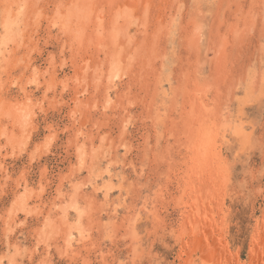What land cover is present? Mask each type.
<instances>
[{"label": "rangeland", "instance_id": "1", "mask_svg": "<svg viewBox=\"0 0 264 264\" xmlns=\"http://www.w3.org/2000/svg\"><path fill=\"white\" fill-rule=\"evenodd\" d=\"M19 1L27 5L23 11L24 15L18 27L15 28L14 42L10 43L0 56V131L6 124L3 113L10 103L27 101L28 105L30 103L28 109L32 117L24 134L26 138L24 151L18 153L10 148L7 149L4 146V140H0V264H10V261H15L16 264H225L227 261L222 260L223 255L233 256V258L230 257L229 264L235 262V256L240 264H264V227L262 229L264 224V0H173L174 2L172 0H131V2H138L137 5L139 4L142 10L145 8L146 15H140L139 18H141H137L135 24L129 26L127 37L129 36L132 41L130 47L134 44L135 48L144 45L143 51L157 58L154 61V64H157L156 72H162V79L165 80L162 89L170 94L167 98L165 97L163 107L157 106L160 113L164 111L165 115L162 114L160 121L154 123L147 117L149 114L147 104L154 94L153 76L149 77L150 75H146L142 68L139 70L135 66L134 70L129 72L130 77L118 83L115 92L111 93L112 106L108 110L104 113L101 107L90 110L92 105L101 103L99 100L102 99L103 94L98 93L100 95L98 96L91 89L92 83H89V80L93 77V73L87 74L85 77L89 80L79 85L76 72L83 60L88 59L94 51L91 49L87 52L88 50L83 49L81 45L76 46L67 34L61 32L60 25L57 26L58 28H51L49 23L59 7L72 0ZM101 1L105 0H96V5L102 3ZM114 1V3L117 2V0ZM118 2L121 1L118 0ZM11 3L12 0H0V23L3 11ZM163 3L164 6H162ZM102 6L106 7V4ZM163 7H166V10ZM158 14L166 16L164 17L166 25L162 23L165 26L163 28L167 27L166 29H159L156 26ZM172 18L174 21L171 20ZM143 40L145 41L142 42ZM159 40H162V43L159 44L161 42ZM137 55L133 58V64L145 58L142 55L143 59L140 58L137 61L139 59L136 58ZM141 75L143 77H140ZM31 79H36L34 84L27 85V81ZM85 85L87 91L82 94ZM76 92L80 93L78 102L75 100ZM190 93L193 94L190 95ZM247 94L250 98L244 100L248 103L245 109L247 115L245 122L252 123L248 125L250 130L246 128L253 133L254 151L248 165L243 169L240 166L236 167L229 179L230 182L228 181L223 192L221 191L225 195L221 211L213 203L214 208L210 207L207 212L209 216L214 212L218 214H213L214 218L210 220L217 221L221 233L214 232L217 228L212 229L211 226L214 224L212 221L209 222L212 223L211 225L206 222L207 228L205 223L200 224L201 228L195 234L197 238H204L216 233L215 237H210L217 241L223 237L228 246L225 248L227 252L220 249L219 244H215L208 250H206L207 246L204 247L206 250L204 253L200 251L199 245H195L196 248L191 247L192 238L191 240L189 237H185V240L182 237L180 239L181 224L185 221L183 207L188 201V197L182 194V188H186V185L188 187L187 181L183 180L187 175L184 173H189L188 158L190 153L192 155V149L197 142L201 143V146H206L208 140L209 143L213 140L224 159L230 160V152L220 143L221 136L216 134V129L213 130L207 126L196 132L192 126L191 129L190 125L186 126L187 121H183L186 117L183 118V116L190 108V103L193 106L199 105L201 108L208 107L209 115L205 117V120L217 128L222 125V122L225 124L232 122L239 105L243 102L242 99H245ZM259 95L262 96L259 100L262 106L260 110L254 105ZM124 98L132 101L131 104L125 105L128 113L122 114L123 120H126L125 118L129 115L130 125L124 136H118L120 135L119 124H117L120 117L119 109L124 104ZM159 101L158 99L157 102ZM154 124H159L158 128ZM79 129L84 134V138H87L84 140L81 137L80 141L84 143L87 141L85 143L87 147L97 148L98 145L100 146L98 143L103 140L101 156L105 155V152L112 151V143L119 145L124 142L128 147L127 153L117 149V157L122 164L116 172H123L125 175L123 180L125 189L122 190L121 195L124 205L120 206L116 217L114 216L116 218L114 230L109 238L103 237V232L93 223L88 241L81 246H73L66 254L57 251L58 244H55V239L50 241L51 247L48 251L43 246L36 250V240L32 232L46 215V213L42 215L40 213L43 203L53 198L60 179L69 173L68 170L74 161L71 148L74 141L73 135ZM208 131L211 135L213 131L215 133L213 132L211 136ZM7 134H9V128ZM187 134H191L188 135L189 138ZM193 134L195 137L192 136ZM47 138H51L49 145L41 147ZM190 142L194 145L192 146ZM201 149L200 151L205 154L203 148ZM84 176L86 174L83 171L79 178L84 180ZM202 185L204 186V183L200 186ZM23 186L32 191L28 209L37 214H32L25 220L23 216L15 220L9 219L6 213L14 196L23 191ZM118 195L117 192L113 193L112 200L118 202L120 199ZM144 201L147 202L146 205L154 216L146 217L145 212L142 211L143 218L137 226L141 239L137 244L138 247L132 250L129 247L132 245H129V240L121 236L124 234L121 231L123 230L121 221L123 216H127V212L133 213L139 210ZM100 204L101 200L98 199L96 205L99 207ZM108 216L104 214L103 219L108 220ZM98 217V214L93 212V221ZM200 220L202 221L201 218ZM188 245L190 255H187ZM184 246H187L186 250H183ZM194 249L197 251L192 252ZM18 250L19 255H17ZM31 250L33 252H30ZM137 254L141 257L139 258ZM251 254L254 255L253 258Z\"/></svg>", "mask_w": 264, "mask_h": 264}, {"label": "bare ground", "instance_id": "2", "mask_svg": "<svg viewBox=\"0 0 264 264\" xmlns=\"http://www.w3.org/2000/svg\"><path fill=\"white\" fill-rule=\"evenodd\" d=\"M113 1L114 0H111V2H110V0H105L104 2L101 1L102 3H99L98 5H96V0H72L71 2L68 1L69 3L64 4L63 6L59 7V10L56 13L54 12L55 16L49 22L50 27L55 28L57 26L59 27V25H60L61 32L65 35L67 34L71 38V41L73 44H75L76 46L81 45L83 47V49L88 50L87 52H89L91 49L94 51V53H93L94 55L91 53L92 55L91 56L89 55L88 59H84L83 63L78 66V71L76 72L78 74L77 79L79 81V83H78L79 85L84 84L85 80H89L85 77L87 74L91 75L93 73V77L89 80V83H92V84H90L92 87L91 89L93 90L94 94H96L98 96H100L99 94H103L102 99L99 100V103L100 102L101 103L92 105L90 110L94 109L95 107H97V108L101 107L100 109L103 113L106 110H108V108L112 106L111 104H112L113 98L111 97V93L115 92L114 90L117 87L118 83H121L122 81L124 82L126 80V78L130 77L131 73L129 74V72H132V69L135 66L136 68H139V70L142 68L146 72V75H150L149 77L153 76V85H154L153 93L154 94L152 93L153 94L152 97L149 94L150 95L149 97H151L150 101L147 104V107H148L147 109L149 110V112H147V111L146 112L149 113L147 116L148 119H150V120L152 119L151 121H153V123L158 121V120L160 121V118L162 117V114H164V111H161L162 112V114H161L159 111V107H157V106H160V108L163 107V105L165 104V99L170 94H167L162 89L163 81H165V80H163L164 78L162 79V77H163V76H161L162 72L161 73L156 72L155 67L157 64L155 65L154 61L157 58H155L153 56H149V54H146L147 52L143 51L144 45H142L140 48H135V44L133 45V47H130V43H132V41L130 40L129 36L127 37V35H128L127 30H129L128 29L129 26L132 24H135V22L137 21V18L138 19L141 18V17L139 18L140 15H142V14L146 15V10H145V8L142 10L141 8H139L140 5L139 4L137 5L138 2L137 3L134 1L131 2V0H119L121 2H118V0H117L116 3H114L115 1L114 2ZM181 1H183V0H181ZM177 2L178 1H176V3ZM21 3H22V1L12 0V3L6 7V9L3 11V14L1 15L0 56L3 55L4 51L6 50V47L10 43L14 42V37H15V32H16L15 28L18 27V25L20 23V19L24 15L23 11L25 10V7L27 6L26 4H25L26 5L25 6L23 3L22 4ZM105 4H106L107 8L102 6ZM144 4H146V2H144ZM23 5H24V8H23ZM54 5H55V3H54ZM143 6L145 7V5H143ZM162 6H164V3L162 4ZM179 6H181V5H179ZM56 8H58V6ZM163 8L165 9L166 7H163ZM104 9H106V11H103ZM146 9H148V7H146ZM152 9L155 10V8H151V10ZM177 11H179V10H177ZM167 12H170V11H167ZM54 13H53V15H54ZM176 14H178V13H176ZM158 16L159 17L156 16V18H157V22H156L157 25L156 26H158L159 29H166L167 27L163 28L165 26H164V24H162V23H165L166 20L164 17H166V16H164V14H162V15L158 14ZM181 16H182V13H181ZM183 16H184V14H183ZM168 17L169 16H167V18ZM10 18H12V19H10ZM143 18H146V17H143ZM173 18L171 20L174 21L175 18L174 19ZM177 18H178V16H177ZM189 18H190V16H189ZM147 19H148V17H147ZM168 20L170 21V19H168ZM165 25H166V23H165ZM136 28H138V27H136ZM139 28H141V27L139 26ZM146 30H147V28H146ZM145 32H147V31H145ZM163 32H165V31H163ZM58 33H59V31H58ZM153 33H154V29H153ZM167 33H168V31H167ZM160 34H162V33H160ZM142 36L144 37V35H142ZM160 36H162V35H160ZM169 37H170V34H169ZM150 40H152V39H150ZM144 41L145 40H143L142 42H144ZM159 41H161V42H159V44L162 43V40H159ZM166 43H168V42H166ZM146 44H147V42H146ZM169 46L171 47V45H169ZM155 49H157V48H155ZM77 51H79V50H77ZM137 52H138V55H137ZM144 53L148 56L146 57V55H144ZM162 54H163V52H162ZM135 55H137L136 58H139L137 61L140 60L142 55H144L145 58L144 59L141 58V59H143L142 61L140 60L139 62H135L136 64H133V61H134L133 58H135ZM165 58H164V60H165ZM162 68H161V71H162ZM165 68H167V67L165 66ZM74 70H76V69H74ZM140 77H143V76L141 75ZM136 79H137V77H136ZM165 79L167 80V77ZM35 80L31 79V80L27 81V85L34 84ZM132 82H133V80H132ZM258 82H259V80H258ZM12 84H13V82L11 83V85ZM256 84H258V83H256ZM99 86H101V87H99ZM168 88H169V86H168ZM82 91H83V92H81L82 94L85 91H87L86 85L83 86ZM174 91H176V90H174ZM158 93H160V94H158ZM191 94H193V93H190V95ZM59 95H60V93H59ZM79 95H80V93L76 92L75 100L77 102H78V99H80L78 97ZM248 95L249 94L246 95V98L244 97L245 99H242L243 102L239 105L237 112H236V115L233 118L231 117L232 122H230L227 119V121H229L228 123L225 124L224 122H222V125H219L217 128L215 125L212 126V125L208 124L209 122L207 123V121L205 120V117L206 116L208 117V115H209L208 113H209L210 109L208 107L202 106V108H201V107H199V105L193 106L190 103L189 104L190 108L187 110L188 114L186 113V115L183 116V111H182V116H183V118L186 117V119H183V118H181V119H183V121H185V120L187 121L186 126L190 125L189 126L190 129L193 127L196 132H197V130H200L203 128L205 129V127H207V126L211 129L213 128V130L216 129V132H217L216 134H220V136H221L220 137V141H221L220 143L222 145H224L225 149H227L230 152V157H229L230 160L224 159V157L222 158V156L220 154V150H218L216 148V144L213 142V140H212V143H209V140H208V143L206 146H201L200 145L201 143L199 144V142L194 140L197 143L195 145V148L192 149V155L190 153V157L188 158V164L190 165V166L188 165V167H190L189 173H187V172L184 173L187 175H186L185 179H183V180L187 181L189 188L187 187V185H186V188L182 186L183 187L182 188V194L184 195V197L185 196H186V198L188 197V201L184 204V207L182 206L185 209V211L183 212L184 218H185V219L184 218L183 219L185 221L183 220L184 224H181L182 227L180 228L179 235H180V239H181V237H182V239H184L185 237H189L190 240L192 238L191 241H193V243H192L193 245H191V247L194 246V248H196L195 245H199L200 251H202L204 253L206 252V250H208V248H211V247L213 248V246L215 244H219L220 249L225 250L227 252V250L225 249L227 244L225 243V240L223 237L218 239V241L213 239L212 237H210V236L216 235V233L210 235L209 234L210 232H209L208 233L209 236L206 237L203 235L205 233V231H204V233L202 234V236H204V238H201V237L197 238V235H195V234L198 232L197 230H199V228H201V227H199L200 224L202 225L205 223V226L207 228L206 222H208V224L211 225L212 223H209V222H212V221L214 222V224H212L213 226H211L212 229H213V227L217 228V231L215 230L214 232H217V233L220 232L221 229L218 226L217 221L215 222L214 220H210V218H212V219L214 218V216L212 217V215L215 214V212L211 216H209V214L207 212H208V210H210V207L211 208L213 207L212 205H214V204H216L217 209L221 211V209L223 208L224 201H225V199H224L225 195L222 194L223 189H225L224 188L225 184L228 183V181H229V179H230V177H231V175H232V173L236 167L240 166L243 169L244 167H246L248 165V162L250 161L252 152L254 151L253 133H252V131L247 130V128H249V130H250V127L248 125H252V123L249 124L247 121L245 122V120L247 119L245 109L248 107V103H246V101H244V100H247V99L249 100L250 97ZM261 97L259 95L257 98L258 100H256V102L254 103V105L257 106L259 110L262 107L259 103V100L262 99ZM27 98L29 99V97H26V99ZM158 99L160 100L159 102H157ZM199 100L200 99L198 98V101ZM167 101L168 102L170 101L169 98ZM204 102L206 103V100H204ZM4 103L6 104V101ZM7 103H8V101H7ZM131 103H132V101H130L128 98H126L124 100V104L120 106V109H119L120 117H118L119 120L117 119L118 120L117 124H119L118 128L120 131V135H118V136H124V133L126 131H128V129H129V125H130L129 124V115L127 118H125L126 120H123L124 115H122V114L123 113L125 114L127 112V108H125V105L131 104ZM73 104H74V102H73ZM199 104H200V102H199ZM1 105H2V103H1ZM29 105H30V103H29ZM29 105H28L27 101H25V102H22V101L18 102L17 101L15 103H10L8 105V107H6L7 110L2 107V109L6 110L3 113V115H5L6 124L4 125V129L2 131H0V140H2V141L4 140V142H5L4 146L7 149L10 148L12 151H16L18 153H21L22 151H24V146L26 144V142H25L26 138L24 137L25 136L24 134L27 132V127L30 125L31 117H32L31 116L32 114L29 112V109H28ZM168 106L170 107V105H168ZM217 106H218V104H217ZM166 108H168V107L166 106ZM210 108H211V106H210ZM219 108H221V107H219ZM169 113H171V111ZM71 114L73 115V113H71ZM119 114H118V116H119ZM209 119H210V116H209ZM106 121H108V120H106ZM156 124H154V126H156L158 128L159 124L158 125H156ZM175 125H176V127H178L177 124H175ZM181 126H183V125H181ZM8 128H9V134L12 133L11 135L7 134ZM182 128H184V127H182ZM156 129H155V131H156ZM186 131H188V130H186ZM213 132H212V135L209 132L211 136H213ZM202 133H204V132L202 131ZM13 134L15 136H13ZM90 135H92V134H90ZM90 135H88V136H90ZM188 135H191V134H187V137H188ZM73 136H74V141L72 142L73 144L71 147L73 149V156H74L73 164L71 165V167L68 170V172H69L68 175L66 174L65 176H63L60 179L59 186L56 188L53 198L50 199L49 201L44 202L45 204L43 203V207H42V210L40 213H41V215L46 213V215L43 216L42 221H40L37 224V227L32 232L33 237L36 240V244H35L36 250L40 246H43L44 249L46 248L48 251L49 248L51 247L50 241L52 239H55V241H56L55 244H58L56 247L58 249L57 251H60L61 254H66V253L71 251L73 246H79V245L81 246L85 242L88 241L90 231H91V227H93L92 226L93 223L96 224L97 228L99 227L98 229H100L101 232H103V237L109 238L110 234L113 233L112 231L114 230L113 225H114L115 219H116V218H114V216L116 217L120 206L122 207L124 205V199L121 198V195H122V190L125 189L123 187V180L125 179V175L123 174V172H116V170L119 169L121 164H122L121 160L117 157V153H118L117 149L119 148L124 153H127L128 147L126 146V144L124 142L119 144V145L112 143V145H113L112 151L108 152V153L105 152V155L103 154L101 156L100 150H101V146L103 145V140L100 141L101 138L98 139L100 141L98 143V144H100V146L98 145L99 147L97 146V148H93L91 146H89V147L86 146L85 143L87 141L85 143L80 141V140H82V138H84V134L81 132L80 129ZM169 136H171V135H169ZM192 136L195 137L194 134ZM122 138H124V137H122ZM179 138H182V137H179ZM212 138H214V137H212ZM49 139H51V138H47V140L44 141V143L42 144L41 147L49 145V142H50ZM85 139L87 140V138H84V140ZM190 140H192V139H190ZM214 140L216 141V139H214ZM90 142H92V141L90 140ZM177 142H178V140H177ZM181 143H184V142H181ZM175 144H176V142H175ZM190 144H191V142H190ZM203 145H205V144H203ZM201 148H203V151L205 152V154H203L202 151H200ZM0 149H1V147H0ZM37 149L38 148H36V150ZM188 149H190V148L188 147ZM186 151L187 150H185V152ZM187 154H189L188 151H187ZM260 154H261V152H260ZM207 155H209V156H207ZM206 157H208V158H206ZM83 171L86 174V176H84L85 177L84 180L82 178L81 179L79 178V176L81 175V173H83ZM191 172H193V173H191ZM183 182H182V185H183ZM201 183H204V186L203 185L200 186ZM23 188H24V186H23ZM21 189H22V187H21ZM226 191H227V188H226ZM115 192H117L119 194L118 199L119 198L120 199L118 200V202H115L114 200H112V194ZM212 193H213V195H212ZM228 193H230V191ZM38 196H40V195H38ZM31 198H32V191L28 190L27 188H24L21 193L14 196L13 202L11 203V205L8 209V212L7 211H6L7 213L5 212L7 217L9 219L12 218L15 220V218H17L19 216H23L24 220H25V218H28L30 215L37 214L34 211L31 212L28 209L29 208L28 202ZM98 199L101 200V204L99 207H98V205H96V201ZM146 203L147 202L144 201L143 204L141 205L142 207H140L139 210L137 209L133 213L127 212V216L122 217V221H121L122 228H121V226H120V228L123 229L121 231L124 232V234L123 235L121 234V236L123 239L129 240V245L132 244L129 247H131L132 250L135 249L136 246L138 247L137 244L139 243V240L141 239V236H140L139 232L137 231V229H138L137 226H138V222L141 220V218H143L141 216L142 211L145 212L144 215L146 217L148 215H152V212H151V210H149ZM93 212H95L99 216L97 220L95 219V221H93V219H92L93 218ZM104 214L109 215L108 220L103 219ZM215 215H218V214H215ZM152 216H154V215H152ZM200 218L202 219V221L200 220ZM208 220H210V221H208ZM12 226H13V224H12ZM8 227H10V226H8ZM263 227H264V224H262V229H263ZM200 231H201V229H200ZM200 231H199V233L201 234ZM204 239H206V241H204ZM59 241H60V243H59ZM90 243H91V241H90ZM224 244H225V246H224ZM12 245H13V243H12ZM206 246H207V248L205 250L204 247H206ZM182 248H183V250H186L187 246L186 247L184 246ZM20 249H22V248H20ZM187 251H188L187 255H190V252H191L190 246H189ZM194 251H197V249H194L192 252H194ZM219 251H217V252L219 253ZM225 251H223V252H225ZM30 252H33V251L31 250ZM251 252L253 253V250H251ZM12 253H11V255H12ZM219 255L221 257V254H219ZM251 255H252L251 258H253L254 255L253 254H251ZM138 257H139V255H138ZM230 257H228V256L225 257V255H223L222 260L227 261V263H225V264L230 263ZM231 258H233V256ZM234 259H235L234 260L235 262L233 264H240L238 259H237V256H235ZM232 261H233V259H232Z\"/></svg>", "mask_w": 264, "mask_h": 264}, {"label": "snow or ice", "instance_id": "3", "mask_svg": "<svg viewBox=\"0 0 264 264\" xmlns=\"http://www.w3.org/2000/svg\"><path fill=\"white\" fill-rule=\"evenodd\" d=\"M115 190V189H114ZM20 254V252H19V250H18V252H17V255H19ZM10 264H16V262L15 261H10Z\"/></svg>", "mask_w": 264, "mask_h": 264}]
</instances>
